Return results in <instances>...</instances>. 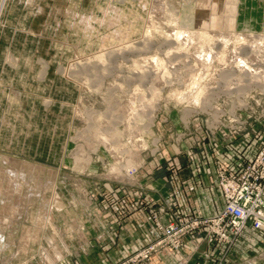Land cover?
Returning <instances> with one entry per match:
<instances>
[{
    "label": "rangeland",
    "instance_id": "374dc122",
    "mask_svg": "<svg viewBox=\"0 0 264 264\" xmlns=\"http://www.w3.org/2000/svg\"><path fill=\"white\" fill-rule=\"evenodd\" d=\"M203 9L212 18L235 15L232 30L221 27L233 32L226 42L219 28L205 30ZM178 27L190 31L187 45L176 44ZM259 32L264 0H0V264H84L87 239L102 233L108 184L118 188L122 209H147L158 228L153 200L132 181L141 170L171 171L178 161L169 159H196L219 139L243 136L223 137L228 129L219 125L229 118L212 114L233 99L216 96L234 93L217 92L221 80L264 72ZM260 72L254 81L264 79ZM253 83L235 109L258 126L264 86ZM238 88L240 96L246 88ZM160 231L115 264L180 256L185 236L178 251L154 246L147 259L126 261Z\"/></svg>",
    "mask_w": 264,
    "mask_h": 264
},
{
    "label": "crops",
    "instance_id": "0c3cea01",
    "mask_svg": "<svg viewBox=\"0 0 264 264\" xmlns=\"http://www.w3.org/2000/svg\"><path fill=\"white\" fill-rule=\"evenodd\" d=\"M214 146L196 159H169L175 164L178 161L171 171L158 168L146 174L141 170L135 177L137 182L132 181L138 188L144 184V191H139L153 200L151 204L162 221L174 219L175 214L215 215L222 205L217 167L238 169L240 161L252 159L257 149L254 141L246 142L243 138L232 143L219 139ZM107 192L111 199L103 213L102 233L96 239H87V251L80 257L84 264L118 263L161 235L150 221L147 209L138 208L133 203L128 210L122 209L118 188L108 184ZM221 254L225 255L226 264H264V232L247 223L227 249L219 242L209 244L201 233H192L183 238L180 256L171 255L172 259L163 264H216Z\"/></svg>",
    "mask_w": 264,
    "mask_h": 264
},
{
    "label": "built area",
    "instance_id": "2783aa9c",
    "mask_svg": "<svg viewBox=\"0 0 264 264\" xmlns=\"http://www.w3.org/2000/svg\"><path fill=\"white\" fill-rule=\"evenodd\" d=\"M257 72H260L258 68H256V72L253 74L247 71L245 78L248 76V79L241 80H233V74L230 79H223L219 74L223 80H221L222 85L218 87L217 92L236 89L238 86H243L246 89L240 96H237L235 93L216 94V96L233 99L229 107L219 109L218 112L215 111L212 114L213 121H217V118L220 117H228L229 121L220 123L219 125L222 128L228 129L222 131L224 133L223 137L226 139H236L239 135H243L246 138V142L252 140L257 146L253 158L247 161H240L241 164L238 169L217 167V185L222 196V205L219 211L210 217L176 215L174 219L165 222L162 220L156 221L158 228L163 232V236L154 244L142 249L126 261L147 259L149 251L154 246L166 245L170 250L178 251L181 238L192 233H201L209 244L219 242L227 249L232 245L247 223H250L254 229L264 232V113L256 117L259 119L258 126H253L251 121L249 123L246 120H240L241 114H237L235 109V105L241 97L244 98L245 96L252 95L250 92H247V89H251L252 84H254L253 82L264 86V79L262 81L253 80L258 75ZM262 76L264 77V74ZM243 80L245 81L242 82ZM236 82L238 83L234 86ZM235 92L237 93V91ZM243 136L240 138H243ZM216 264H226L224 254L219 256Z\"/></svg>",
    "mask_w": 264,
    "mask_h": 264
},
{
    "label": "bare ground",
    "instance_id": "6f19581e",
    "mask_svg": "<svg viewBox=\"0 0 264 264\" xmlns=\"http://www.w3.org/2000/svg\"><path fill=\"white\" fill-rule=\"evenodd\" d=\"M230 1V0H229ZM234 1V0H233ZM160 2V1H159ZM225 6H228V10L231 12L234 8H233V6L231 5V2H227V1H225ZM223 3H219L218 5L221 7V5H224ZM162 5V4H161ZM214 6H216V1H214ZM162 7V6H161ZM160 8V7H159ZM158 8V9H159ZM218 9V8H217ZM216 9V10H217ZM157 11V10H156ZM158 12V11H157ZM160 12H161V10H160ZM236 13V12H235ZM157 14H159V12L157 13ZM173 14V13H172ZM169 15V14H168ZM225 15V13H222V12H218V15L216 16V17H214V18H212V17H209L207 14H206V11H205V9H203L202 11H201V14H200V16H206V18L204 19L205 20V22H206V24H209L210 25V29L209 28H207V29H205L206 31L208 30L209 31V33L208 34H210V32H212V34L213 33H216V29L217 28H219L220 29V31L221 32H219V33H217V34H221L222 36H224L223 38H222V40H223V42H226L227 40H228V37H229V35L231 34V33H233V32H227V31H224V32H222V30H221V27L222 26H227L228 27V29H230L231 28V30H232V27H234V23L236 22V20H235V15H233V16H231V14H229V16H224ZM161 17V16H160ZM169 17V16H168ZM170 18V17H169ZM177 18V17H176ZM170 20H171V22H175L176 20H174L173 19V16L170 18ZM195 25H198L197 23H195ZM200 25H203V24H200ZM199 25V27H201ZM212 27V28H211ZM172 34H173V36H174V38H175V40H176V44H188L187 43V41H189V40H191L192 39V37H189V36H187V34H190V31H188V30H186L185 28H180L179 29V27H178V29H174L173 30V32H172ZM200 35V34H199ZM205 36H208L207 34L205 35ZM255 36L257 37V38H260V39H263L264 38V32H259V33H255ZM201 39L203 40L204 38L201 36ZM170 41H173V40H170ZM257 45V41H254V45H252L251 47V51H250V54L248 55L249 56V58L250 59H253V57L256 59V56H255V52L253 51V48H255V46ZM258 45H262V44H260V42H258ZM175 46V45H174ZM180 46V45H179ZM176 47H178V46H176ZM262 46H259V48H261ZM179 48V47H178ZM254 50H256V49H254ZM257 51V50H256ZM213 53V49L210 47V48H208V49H206L205 50V54H207L208 56H211V54ZM247 53V52H246ZM251 55H253V57H250ZM261 55V53L259 52V56ZM202 56V55H201ZM200 55H199V58H201V59H203V57H201ZM207 56V57H208ZM258 57V56H257ZM101 58H102V56H101ZM200 59V60H201ZM245 59L246 58H243L241 61H243V62H246L245 61ZM199 60V59H198ZM252 61V60H251ZM156 63H158V61H156ZM156 63H155V65H156ZM249 63H250V61H249ZM243 64H245V63H243ZM157 66V65H156ZM155 66V67H156ZM263 70V69H262ZM261 73V72H260ZM251 74H253L252 72H251ZM262 74H264V72L263 73H261L260 75H262ZM248 77V76H247ZM245 78V79H248V78ZM245 88V87H244ZM239 90H241V89H239L238 87L236 88V89H233V91H234V93L238 96L239 95ZM235 91H237V93L235 92ZM231 91H229L228 92V94H232V92L230 93ZM192 94V93H191ZM132 95V94H131ZM131 97V96H130ZM129 97V99H130V101H131V98L133 97V95H132V97L130 98ZM135 98V97H134ZM134 98H132L133 100H132V102L134 101ZM130 103V102H129ZM132 104V103H131ZM133 105V104H132ZM132 105H127V107L128 106H132ZM126 107V106H125ZM125 107L123 106V108H124V111H125ZM133 108H131V110H132ZM136 109V108H135ZM134 109V110H135ZM129 110V108L126 110V111H128ZM137 111H139V110H137ZM132 112V111H131ZM131 112H127V114H129V113H131ZM125 114V113H124ZM140 114V113H139ZM130 115V114H129ZM149 116V115H148ZM128 117V116H127ZM132 117V116H131ZM151 117V116H150ZM135 119V118H134ZM122 120V119H121ZM128 120V118L126 119V121ZM129 121H132V120H129ZM128 121V122H129ZM127 123V122H126ZM128 124V123H127ZM126 124V125H127ZM89 125V124H88ZM118 125V124H117ZM129 125V124H128ZM114 126V125H113ZM125 128V127H124ZM131 128V127H130ZM133 128V127H132ZM135 128H138V126L137 127H134V130H135ZM128 130V129H127ZM132 132H133V130H132ZM136 133V132H135ZM139 133H140V130H139ZM101 137H103V135L101 136ZM132 138H133V136H132ZM137 139H141V138H137ZM107 141V140H106ZM105 141V142H106ZM132 141V140H131ZM141 141H142V139H141ZM108 142V141H107ZM133 143V142H132ZM138 143H141V142H139L138 141ZM107 144V143H106ZM105 144V145H106ZM143 144H144V142H143ZM108 145V144H107ZM145 146H147V145H145ZM108 147V146H107ZM109 148V147H108ZM138 148H140V146L138 147ZM112 150V149H111ZM114 150V149H113ZM114 152V151H113ZM134 152V151H133ZM138 152V151H137ZM112 153V152H111ZM116 153V152H115ZM137 156H138V154H137ZM135 157H136V155H135ZM139 157V156H138ZM120 158V157H119ZM140 158V157H139ZM136 161H137V159H135ZM139 160V159H138ZM138 162V161H137ZM15 173V172H14ZM10 175H12V174H10ZM17 175V174H16ZM13 176H15V174L13 175ZM121 176V175H120ZM8 177H9V175H8ZM11 178V177H10ZM9 178V179H10ZM16 178V177H15ZM23 179V178H22ZM10 183H11V179L10 180H8ZM15 180H14V184H15ZM13 183V182H12ZM12 186V185H11ZM15 186V185H14ZM13 186V187H14ZM19 186V185H18ZM12 187V188H13ZM17 189V187L15 188V190ZM10 196H11V194H10ZM16 197V196H15ZM1 198V197H0ZM16 210V209H15ZM16 214H18V212L16 213ZM3 221H0V223H2ZM3 239H2V236L0 235V242L2 241ZM8 245V244H7ZM7 245H5V247H7ZM3 264H9V263H7V262H4Z\"/></svg>",
    "mask_w": 264,
    "mask_h": 264
}]
</instances>
